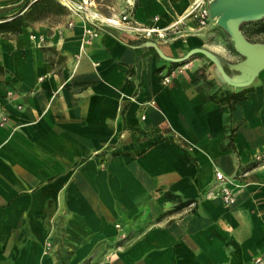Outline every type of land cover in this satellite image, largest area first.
Returning a JSON list of instances; mask_svg holds the SVG:
<instances>
[{
  "label": "crops",
  "instance_id": "1",
  "mask_svg": "<svg viewBox=\"0 0 264 264\" xmlns=\"http://www.w3.org/2000/svg\"><path fill=\"white\" fill-rule=\"evenodd\" d=\"M193 1L97 9L129 6L134 20L165 28ZM21 3L0 0V12ZM59 11L0 36V264H264V171L253 170L264 154V64L230 109L210 97L243 89L206 56L168 60L201 49L245 80L250 59L215 21H187L186 37L156 52L118 29L84 43L83 22ZM244 38L264 44V34ZM215 170L233 181L232 206L216 195ZM168 196L194 204L171 213Z\"/></svg>",
  "mask_w": 264,
  "mask_h": 264
},
{
  "label": "built area",
  "instance_id": "2",
  "mask_svg": "<svg viewBox=\"0 0 264 264\" xmlns=\"http://www.w3.org/2000/svg\"><path fill=\"white\" fill-rule=\"evenodd\" d=\"M71 17L79 18L86 26L84 31V43H89L91 40L98 37V32L101 29H118L132 35L136 40L151 42L154 44L166 43L176 38H185L186 33L183 28L187 21L195 23L199 30L208 28L210 22H214L210 16L209 4L213 0H194L187 12L177 18L172 24L165 28H158L156 26H150L144 23H140L132 18L130 15L131 8L124 10L119 15H112L110 17L102 15L95 3V0H55ZM128 4V3H127ZM131 7V6H130ZM155 19L154 21H156ZM216 23V21H215ZM73 24L67 23V27L71 28ZM31 42H43L42 38L32 35L30 37ZM184 69V68H183ZM181 70V69H180ZM174 72L162 77L161 84L168 86L172 82ZM7 96L12 97V93H8ZM149 106L155 107V102H149ZM21 109V107H18ZM142 121H145V116L141 117ZM6 119H2L0 125H4ZM254 169L264 171V154L257 155L253 159ZM247 173L239 174L238 179L247 177ZM215 185L216 195L221 198V201L225 206H232L235 201V196L232 190L227 186L232 185L233 181L228 180L220 172L215 170ZM52 248V244L47 242L45 244L46 253Z\"/></svg>",
  "mask_w": 264,
  "mask_h": 264
},
{
  "label": "water",
  "instance_id": "3",
  "mask_svg": "<svg viewBox=\"0 0 264 264\" xmlns=\"http://www.w3.org/2000/svg\"><path fill=\"white\" fill-rule=\"evenodd\" d=\"M209 12L211 18L216 21V25L229 35L235 50L250 59L248 77L240 81L230 79L219 61L213 55L201 49L193 50L183 58L168 60L172 63L182 64L188 61L192 55L200 53L214 63L223 80L229 86L235 89L249 87L264 64V44H251L245 40L240 31V25L264 19V0H213L209 4ZM144 47L159 52L158 46L154 43L146 42Z\"/></svg>",
  "mask_w": 264,
  "mask_h": 264
},
{
  "label": "trees",
  "instance_id": "4",
  "mask_svg": "<svg viewBox=\"0 0 264 264\" xmlns=\"http://www.w3.org/2000/svg\"><path fill=\"white\" fill-rule=\"evenodd\" d=\"M59 9L61 11L63 10L55 0H22L20 5L0 12V36L19 35L22 33V29L28 26L27 22L49 14L55 13L58 16L62 15L63 13ZM240 31L247 38L264 34V19L256 22L243 23L240 25ZM182 64L173 63L172 65L180 66ZM249 91V89H243L234 93L225 92L219 98L211 96L210 100H215L219 104L226 103L230 109H233L236 104L246 100ZM168 198L173 200L177 199L172 196H168ZM193 204V201H178L177 199V204H175L174 210L171 213H179L191 207Z\"/></svg>",
  "mask_w": 264,
  "mask_h": 264
},
{
  "label": "rangeland",
  "instance_id": "5",
  "mask_svg": "<svg viewBox=\"0 0 264 264\" xmlns=\"http://www.w3.org/2000/svg\"><path fill=\"white\" fill-rule=\"evenodd\" d=\"M4 1H5V2H10V0H4ZM14 1H17V2H18V1H21V0H14ZM106 1H107V0H95V3H96V5H97V4H98V5H99V4L105 5V4H106V3H105ZM108 2H109V0H108ZM65 14H66V13H65ZM144 24H145V23H144ZM255 36H257V35H255ZM255 36H250V37L248 36V37L251 39V38H254ZM255 263H256V264H260V261L256 260Z\"/></svg>",
  "mask_w": 264,
  "mask_h": 264
}]
</instances>
